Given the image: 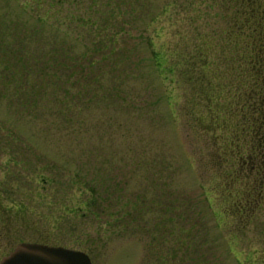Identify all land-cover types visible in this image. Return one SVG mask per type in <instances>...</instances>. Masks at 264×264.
<instances>
[{
	"label": "rangeland",
	"instance_id": "obj_1",
	"mask_svg": "<svg viewBox=\"0 0 264 264\" xmlns=\"http://www.w3.org/2000/svg\"><path fill=\"white\" fill-rule=\"evenodd\" d=\"M203 36L205 0H0V261L264 264V212L229 211L241 191L172 73Z\"/></svg>",
	"mask_w": 264,
	"mask_h": 264
},
{
	"label": "trees",
	"instance_id": "obj_2",
	"mask_svg": "<svg viewBox=\"0 0 264 264\" xmlns=\"http://www.w3.org/2000/svg\"><path fill=\"white\" fill-rule=\"evenodd\" d=\"M201 39L172 73L188 79L191 108L205 111L206 149L224 187L241 191L229 211L246 230L264 212V0H205Z\"/></svg>",
	"mask_w": 264,
	"mask_h": 264
},
{
	"label": "water",
	"instance_id": "obj_3",
	"mask_svg": "<svg viewBox=\"0 0 264 264\" xmlns=\"http://www.w3.org/2000/svg\"><path fill=\"white\" fill-rule=\"evenodd\" d=\"M0 264H91V260L86 253L78 250L20 243L1 259Z\"/></svg>",
	"mask_w": 264,
	"mask_h": 264
}]
</instances>
